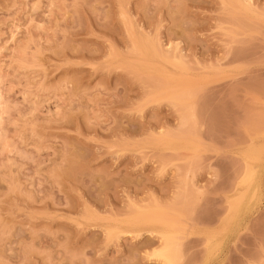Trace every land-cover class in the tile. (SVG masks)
Listing matches in <instances>:
<instances>
[{
    "label": "rangeland",
    "instance_id": "rangeland-1",
    "mask_svg": "<svg viewBox=\"0 0 264 264\" xmlns=\"http://www.w3.org/2000/svg\"><path fill=\"white\" fill-rule=\"evenodd\" d=\"M163 255L264 264V0H0V264Z\"/></svg>",
    "mask_w": 264,
    "mask_h": 264
},
{
    "label": "bare ground",
    "instance_id": "bare-ground-1",
    "mask_svg": "<svg viewBox=\"0 0 264 264\" xmlns=\"http://www.w3.org/2000/svg\"><path fill=\"white\" fill-rule=\"evenodd\" d=\"M252 131H253V129H252ZM252 131H251V132H252ZM254 132H255V131H254ZM260 132H261V131H260ZM256 133H257V132H256ZM253 135H254V134H253ZM163 256H164V255H163ZM163 258L165 259L166 264H171V263H172V261H171V259L169 258V256H166V255H165Z\"/></svg>",
    "mask_w": 264,
    "mask_h": 264
}]
</instances>
